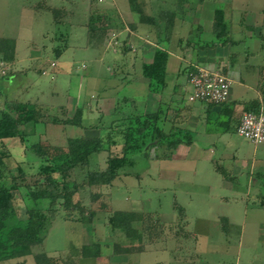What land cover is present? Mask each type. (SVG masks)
Instances as JSON below:
<instances>
[{"label": "rangeland", "instance_id": "rangeland-1", "mask_svg": "<svg viewBox=\"0 0 264 264\" xmlns=\"http://www.w3.org/2000/svg\"><path fill=\"white\" fill-rule=\"evenodd\" d=\"M120 1L0 0V38L13 39L18 49L15 62L0 59V71L5 72L0 79L16 74L27 77L20 76L13 90L1 96L0 112L6 110L17 119L34 115L36 123L24 121L19 127L29 142L62 149L72 137L99 136L103 142V151L90 166L71 173L70 181L82 185L74 198L82 205L81 214L64 212L59 203L42 244L32 246L30 255L0 264H36L34 256L41 252L53 264H264V144L254 147L229 131L219 141L199 139L187 156L177 153L171 161L133 156V165L120 170L108 187L84 183L89 169L102 170L108 156L120 155L126 122L119 121L121 114L113 109L118 99H134L131 109L144 113L146 87L139 76V45L156 44L158 36L163 37L166 14L177 16L170 38L182 40L184 49L190 47L188 40L195 36L196 26L203 33L193 37L195 42L213 39L211 9L224 11L232 37L247 36L239 30L240 18L264 23V0H189L181 8L176 0H136L133 8L153 22L148 28L134 24L125 14L132 13L128 0ZM133 14L138 20V14ZM260 31L261 38H246L245 44L258 48L251 63L264 65V49H260L264 27ZM236 52L242 60L243 53ZM239 63L242 69L247 66ZM181 78H176L178 85ZM184 88L183 102L189 89ZM5 101L17 106L7 110ZM79 106L83 107L81 125L68 124ZM211 127L216 130L214 124ZM0 153V178L19 186L13 190V203L20 218L27 206H33L24 197L25 188L43 183L37 173L40 162L17 138L0 140ZM113 211L141 214L134 224L138 239H127L110 228ZM93 243L100 249L96 259H79L71 250ZM116 246L130 251L116 253Z\"/></svg>", "mask_w": 264, "mask_h": 264}, {"label": "trees", "instance_id": "trees-1", "mask_svg": "<svg viewBox=\"0 0 264 264\" xmlns=\"http://www.w3.org/2000/svg\"><path fill=\"white\" fill-rule=\"evenodd\" d=\"M136 0H128L130 11L138 14L140 24L153 23L148 15L142 13L141 9L135 10L133 6ZM189 0H176V7L181 8ZM201 1V0H197ZM142 4V2H141ZM142 8V7H141ZM167 23L164 28L163 37L157 41L159 43H168L174 18L177 16L174 12L166 14ZM224 11L220 8L214 9L211 33L213 39L205 42L203 45L216 47L227 43L229 28L224 18ZM195 36L202 33L200 26H196ZM194 34L188 42L193 43ZM197 42V41H196ZM199 42V41H198ZM15 41L11 38H0V59L12 62L14 59ZM166 54L160 49L155 50V60L153 63L143 64L140 74L148 80V90L150 92H159L165 87V67L160 61L164 60ZM223 71V70H222ZM221 71V72H222ZM224 73V72H222ZM2 78V77H1ZM260 101L253 100L244 105L245 111L257 112L260 105L264 107V84L260 88ZM2 93L0 91V102ZM119 104L113 109L121 114L119 121L126 122L125 129L122 132V146L119 156H108L105 161V168L102 170L89 169L85 176V185L88 187L99 186L108 187L119 176L120 170L130 167L134 163L133 156L151 160H170L175 149L180 144H190L192 135L188 129L173 128L165 132L161 125L164 122L162 110L159 108L154 113L144 114L135 113L134 99L124 97L118 99ZM208 106H215L207 104ZM216 105V106H222ZM7 110L16 107L15 102H4ZM130 106V109L128 107ZM131 111V114H125ZM133 111V112H132ZM83 107L75 109L71 119L66 120L68 124L80 126ZM224 122V132L232 131L229 126L230 115ZM24 121L36 123L33 116L29 118H14L8 111L0 112V140L19 139L25 150L40 162L38 166V175L42 178L43 183L35 188L26 187L24 197L27 201L32 202L33 206H27L20 218H17L15 205L13 203V190L19 187L15 181L12 185L6 184L0 178V263L8 260L18 259L31 254V247L42 244L45 234L50 227L56 212V206L60 203L64 212L83 211L79 200L74 198L82 185L70 181L72 171L77 167L90 166L94 157L103 151L102 139L97 137L86 138L72 137L66 139L65 148L50 146L40 141L29 142L28 138L21 134L19 127ZM218 127L219 124L216 125ZM164 150L163 155L158 151ZM153 151L154 155H151ZM3 165L2 154L0 153V168ZM220 171V170H219ZM224 178L229 177L223 173ZM43 202V203H42ZM141 214L134 211H113L109 217V225L112 230L123 232L127 239L134 240L139 238V231L134 224L139 222ZM73 253L79 254V259H96L100 255L99 245L93 243L81 247H72ZM116 253H127L129 249H118ZM36 264H53L52 259L45 253L41 252L34 256Z\"/></svg>", "mask_w": 264, "mask_h": 264}, {"label": "crops", "instance_id": "crops-1", "mask_svg": "<svg viewBox=\"0 0 264 264\" xmlns=\"http://www.w3.org/2000/svg\"><path fill=\"white\" fill-rule=\"evenodd\" d=\"M120 2L124 3L123 0ZM122 5L124 7V4ZM124 9L125 11L126 9L128 10L127 4ZM211 10L213 18L214 10ZM125 14L129 15L134 24H138L136 15L129 11H126ZM177 25H182V22H178ZM140 26L148 28L147 24H140ZM201 26L202 28L204 27L203 24ZM211 26L212 22L210 23V30ZM238 27H240V31L248 32V35L243 38L238 35L234 38L229 31L227 43L216 47H208L203 45L205 42L194 41L193 43L188 42L190 43V47L188 48L185 46L187 48L183 49V45L181 44L182 40H173L171 38L168 43L163 44L159 43V41H157L156 44H149V42L145 41L140 43L141 46L139 45V48L142 52L140 55V71L143 64L153 63L155 60L154 56L156 49H160L166 54L165 59L160 61V63L164 64L166 72L165 87L161 91L157 93L150 92L147 86L148 80L139 74V76L143 78V86L146 87L143 102L144 114L154 113L164 106V111L162 112L164 118V122L161 125L162 129L166 132L169 131L171 127L188 129L192 135V142L190 144L178 145L170 160L160 161L174 160L177 153H182L184 156H187L190 153L191 147L199 141V139L213 142L223 139L225 133L229 132H224L223 129L225 128L226 124H224V122L227 120L230 109L232 110V113L230 115L229 126L235 133V126L238 123L239 117L241 113L245 111L244 105L253 100L260 101V88L261 85L264 84V65L251 63L252 59L255 58L254 51H257L256 49L258 48H256L257 46L253 48L252 45L246 46L245 39L250 38L253 41H256L261 38L260 28L262 29L264 27V23L263 21H261V23L258 21H255L254 23L244 22L241 17ZM242 44L243 47L240 48V45ZM262 48L264 49L263 46L260 47V49ZM236 49L238 52L243 53L242 60H239L241 57L238 56ZM17 50L15 42L14 59L12 62L17 60ZM186 50H190V52H188L189 55L183 53L184 51L186 52ZM186 55L189 57L186 58ZM22 59L18 60L22 63L25 61V58L23 61ZM99 61H101V58H99ZM239 61H243L247 66H244L245 68L242 69ZM247 62L250 64H247ZM195 67H204L220 71L223 70V74L231 79L235 88H232L231 86L229 99L224 105L208 106L201 102L191 103L188 102L187 98L186 101L183 102L182 97H180V91H186L184 87L187 86V72ZM179 75H181L182 78L178 85L176 78L179 77ZM20 76L27 80L26 76L20 74L0 79V91L2 95H7L11 92L10 90H13V87H15L20 80ZM129 83H132L131 85L133 86L136 82H127V84ZM236 87H238V90H236ZM215 122L216 125L219 124L218 127H216V130L211 127ZM261 162L264 164V159L261 160ZM261 175L263 176V174Z\"/></svg>", "mask_w": 264, "mask_h": 264}, {"label": "built area", "instance_id": "built-area-1", "mask_svg": "<svg viewBox=\"0 0 264 264\" xmlns=\"http://www.w3.org/2000/svg\"><path fill=\"white\" fill-rule=\"evenodd\" d=\"M49 66L53 68L55 63L51 62ZM4 73L0 71L1 76ZM186 82L189 88L188 102L221 105L229 99L232 81L220 70L195 67L187 72ZM235 133L254 147L264 144V107L261 105L257 112L243 111L235 126Z\"/></svg>", "mask_w": 264, "mask_h": 264}]
</instances>
